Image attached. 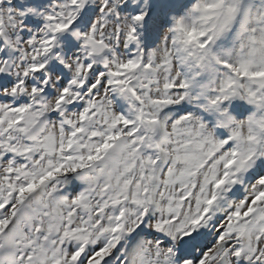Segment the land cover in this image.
Wrapping results in <instances>:
<instances>
[{"label":"snow or ice","instance_id":"snow-or-ice-1","mask_svg":"<svg viewBox=\"0 0 264 264\" xmlns=\"http://www.w3.org/2000/svg\"><path fill=\"white\" fill-rule=\"evenodd\" d=\"M0 264H264V0H0Z\"/></svg>","mask_w":264,"mask_h":264}]
</instances>
